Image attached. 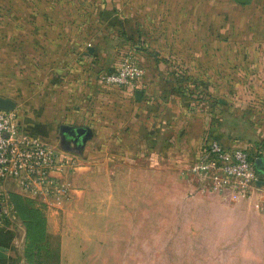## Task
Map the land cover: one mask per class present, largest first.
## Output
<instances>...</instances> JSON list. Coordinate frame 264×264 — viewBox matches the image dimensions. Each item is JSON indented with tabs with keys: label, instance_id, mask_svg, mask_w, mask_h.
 <instances>
[{
	"label": "rangeland",
	"instance_id": "374dc122",
	"mask_svg": "<svg viewBox=\"0 0 264 264\" xmlns=\"http://www.w3.org/2000/svg\"><path fill=\"white\" fill-rule=\"evenodd\" d=\"M90 3L93 0H0V91L14 93L16 83L5 78L14 76L13 64L19 60L33 64L34 51L41 55V64L47 63L43 55L49 56L45 50L51 36L60 33L76 41L78 31L91 24L82 22L93 10ZM216 12L213 37L194 38L192 51L176 45L177 38H163L166 51L161 55L146 45L147 38L134 37L139 50L157 57L162 76L176 83L169 100L175 111L168 115V125L186 107L204 126L209 120L216 128L223 115L243 114L245 108L254 113L264 106L259 83L264 64H254L248 45L244 53L239 9L218 5ZM59 39L52 55L66 40ZM117 56H103V62L96 63L97 74L115 69L123 58ZM63 91L67 88L56 89ZM177 126L169 129L174 132ZM112 164H94L80 181L82 191L57 207L34 205L41 214L34 220L42 226H26L16 213L4 217L14 237L11 264H264V214H257L249 201L217 193L192 195L190 182L171 164L159 168L141 163L131 173L125 164ZM258 178V188L264 189V172Z\"/></svg>",
	"mask_w": 264,
	"mask_h": 264
},
{
	"label": "crops",
	"instance_id": "0c3cea01",
	"mask_svg": "<svg viewBox=\"0 0 264 264\" xmlns=\"http://www.w3.org/2000/svg\"><path fill=\"white\" fill-rule=\"evenodd\" d=\"M90 4H93V10L83 16L82 22L83 25L91 24L78 31L76 41L72 42L69 36L60 33L51 36L48 41L51 49L47 46L45 50L49 56L43 55L47 57V63L41 64V55L34 51L31 56L33 64H25L21 59L13 64L14 76L5 78L7 82L16 83L12 86L14 93H10L11 89L0 91V96L15 102L14 112L24 127L47 142L52 141L58 155L72 160V168L65 167L51 173L53 178L70 184L72 196L82 191L80 181L92 166L105 160L114 163L113 167L125 164L128 173L141 163L159 168L171 164L190 182L188 190L191 191L192 168L207 137L216 138L226 147H240L247 154L253 152L264 157L262 105L254 113L245 108L243 114L223 115L216 128L209 120L204 126L192 108L186 107L178 119L172 121L173 125L178 124L172 132L168 115L175 110L169 100L174 97L172 88L176 83L162 76L163 68L157 64V57L139 50L134 39L139 36L147 38L146 45L161 51V55L166 51L161 45L163 38H177L176 45L189 46L192 51L194 38L213 37L218 14L216 6L223 5L228 10L234 7L239 9L238 32L244 41V53H247L248 45L255 57L254 64L261 66L264 64V0H250L248 3L236 0H93ZM61 37L66 40L52 55V45ZM105 55L110 59L114 55L140 59L143 74L132 92L101 83L96 63ZM263 81L264 77L259 82L262 87ZM65 87L66 93L56 92V89L64 90ZM136 90L142 91L139 100L135 97ZM187 98L191 102L194 100ZM62 126L64 130H61ZM80 126L88 127L92 133L86 142L74 143L64 138L65 134L72 135V128ZM93 153H97L96 158L92 157ZM12 194L30 200L33 205L54 206L53 198L48 200L28 194L13 180H4L0 182L1 216L6 212L4 217H14ZM0 226V264H11L15 247L12 224L2 223Z\"/></svg>",
	"mask_w": 264,
	"mask_h": 264
},
{
	"label": "built area",
	"instance_id": "2783aa9c",
	"mask_svg": "<svg viewBox=\"0 0 264 264\" xmlns=\"http://www.w3.org/2000/svg\"><path fill=\"white\" fill-rule=\"evenodd\" d=\"M143 74L140 62L124 56L118 66L99 75L104 86L133 91ZM255 158L240 147H226L207 137L200 146L192 168V195L221 194L229 199L251 201L254 210L264 213V189H259L254 169ZM73 167V162L58 155L52 145L24 127L14 110L0 109V182L13 180L24 192L52 199L56 206L71 198L70 184L51 173ZM57 207V206H56ZM6 214V212L4 213ZM4 214L0 215V225Z\"/></svg>",
	"mask_w": 264,
	"mask_h": 264
},
{
	"label": "trees",
	"instance_id": "16d2710c",
	"mask_svg": "<svg viewBox=\"0 0 264 264\" xmlns=\"http://www.w3.org/2000/svg\"><path fill=\"white\" fill-rule=\"evenodd\" d=\"M251 158V157H250ZM259 157H255V160ZM262 160V164L255 165L254 169L257 173V175H260L264 172L263 165H264V159L259 158ZM10 200L13 204V208L15 210V213L18 215V217L23 221V223L26 226H42V222L39 220H34L35 215H39V210L32 204L30 200H27L19 195L12 194L10 197ZM41 215V214H40ZM2 226H0L1 228Z\"/></svg>",
	"mask_w": 264,
	"mask_h": 264
},
{
	"label": "water",
	"instance_id": "95a60500",
	"mask_svg": "<svg viewBox=\"0 0 264 264\" xmlns=\"http://www.w3.org/2000/svg\"><path fill=\"white\" fill-rule=\"evenodd\" d=\"M236 1L241 2V3H248L250 0H236ZM88 50L91 51L90 48H88ZM141 96H142V91L136 90L135 91L136 99L139 100L141 98ZM14 108H15V102L12 99L0 96V109L11 111V110H14ZM64 129H65V127L62 126L61 130H64ZM71 134L72 135H70V136L73 138V142L74 143H80V144H83L92 136L90 129L88 127H84V126L72 128ZM260 164H262V160L259 158L256 159L255 165L258 166ZM257 184L259 185L260 181H258Z\"/></svg>",
	"mask_w": 264,
	"mask_h": 264
},
{
	"label": "flooded vegetation",
	"instance_id": "af4514ba",
	"mask_svg": "<svg viewBox=\"0 0 264 264\" xmlns=\"http://www.w3.org/2000/svg\"><path fill=\"white\" fill-rule=\"evenodd\" d=\"M64 138H65V139H69V140H73L72 137H71L70 135H68V134H65V135H64Z\"/></svg>",
	"mask_w": 264,
	"mask_h": 264
}]
</instances>
